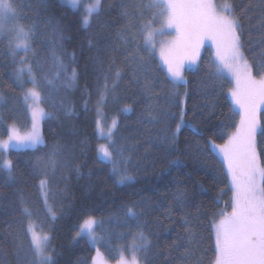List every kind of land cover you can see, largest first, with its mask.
Here are the masks:
<instances>
[{
  "label": "trees",
  "instance_id": "1",
  "mask_svg": "<svg viewBox=\"0 0 264 264\" xmlns=\"http://www.w3.org/2000/svg\"><path fill=\"white\" fill-rule=\"evenodd\" d=\"M140 2L102 0L99 14L84 27L81 10L62 0H16L22 13L19 21L32 26V50L26 62L32 65L41 103L52 115L41 124L43 144L8 150L7 158L14 165L12 177L0 169V264H32L27 232L31 219L50 236L47 250L54 264H92L96 246L85 235H76L89 216L102 221L96 226L98 248L111 261L117 257L115 248H125L124 243L136 231H142L150 242L146 260L140 252L144 264H211L214 260L211 224L221 210L230 209L231 190L223 157L206 142L211 138L223 144L236 126L238 115L228 96L229 79L216 75L208 49L201 51L196 65L185 67L187 83L174 85L156 51L150 53L143 45L138 29L151 13L145 10L143 16L138 15L135 5ZM229 2L242 23L245 55L258 72L264 65V27L260 24L264 0ZM129 31L136 33L130 44L125 42ZM128 52H135L137 59L144 57L143 70L136 72L138 83L133 81L134 65L125 62ZM21 56L19 51L12 54L7 37H0L1 138L7 135L5 125L14 121L9 109L24 107L22 93L27 82L22 84L16 75ZM60 61L68 74L76 69L70 87ZM117 68L122 75L113 86ZM106 76L109 87L101 100ZM146 82H150L147 91ZM170 93L178 94L177 104L185 100L186 113V126L171 146L179 108L169 103ZM125 106L130 109L125 111ZM98 109L106 117L117 118L113 138L128 153L131 181L117 183L111 165L99 157ZM149 111L159 119L151 120ZM164 112L176 115L165 118ZM257 141L264 164V137L258 136ZM54 148L59 154L53 158V166L49 156ZM3 159L0 151V162ZM43 179L55 218L44 207ZM24 206L32 216L25 215ZM129 206L140 213L137 219L125 215ZM186 227L191 228V237Z\"/></svg>",
  "mask_w": 264,
  "mask_h": 264
},
{
  "label": "snow or ice",
  "instance_id": "2",
  "mask_svg": "<svg viewBox=\"0 0 264 264\" xmlns=\"http://www.w3.org/2000/svg\"><path fill=\"white\" fill-rule=\"evenodd\" d=\"M72 8L83 3V0H66ZM135 7L137 14L143 16L144 11H149L151 17L143 20L138 32L142 38L143 45L148 52H153L159 44V55L166 68L167 76L172 83H187L183 77V70L187 66L197 64L199 51L206 39H210L215 46V66L216 75L222 76L228 73L234 81V86L229 89L233 111H238L240 119L236 123L235 130L231 132L223 144H216L209 138L206 142L210 150L218 152L223 157V162L227 167V174L231 183V211L221 210L219 219H214L211 229L215 238V258L211 264H264V164L261 163L260 154L257 151V137H264V124L261 118L264 116V65H260V70L256 71V65L249 61L245 55L242 42V23L240 17L235 13L234 5L229 0H224L220 5L215 0H141ZM20 5L16 0H0V33L5 30L6 21L19 18ZM102 8V0H90L84 4V14L81 16V23L88 27L93 15H98ZM125 15H128L125 12ZM159 26L155 27L156 21ZM264 27V20L260 21ZM136 27L135 24L132 25ZM170 30L175 31V36L171 39H160L165 37ZM9 31L15 35L10 38L9 45L12 54L23 51L24 56L19 58V67L16 69L17 79L21 83H31L32 87L27 88L22 93V99L31 114V128L23 135L15 124H10L7 129V139L0 140V151L4 154V159L0 162V169L7 171L12 177L13 161L7 158L10 148H36L43 144V137L40 121L45 117H51V113L46 112L41 106L42 95L37 88L36 76L32 71V65L26 63L27 53L32 50L31 36L32 26L25 27L17 24ZM62 38V36H61ZM124 39V37H121ZM136 39V33L129 31L126 43L130 44ZM91 44V41H89ZM264 43V37L261 38ZM264 55V52L261 53ZM55 55V54H53ZM59 61V57H56ZM255 59V58H254ZM125 62L133 66V81L139 82L136 77L137 70H143L144 57L137 59L135 52H128ZM60 69L66 73L65 82L71 86L77 77L75 68L68 74L67 66L60 61ZM25 74L28 80L24 81ZM122 75L121 69L117 68L113 73V86ZM59 76V71L57 72ZM51 83V81H49ZM107 76L105 77L104 91L101 92V100L104 99L108 90ZM150 82H146L144 90L147 91ZM177 93L169 94V103L177 104L175 96ZM187 96V92H185ZM0 94V100H3ZM185 100L180 99L177 106L179 108V121L172 132L174 144L175 137L179 134L185 122ZM152 105H149L151 108ZM130 106H125L128 111ZM70 111V110H69ZM176 113L164 112L165 118H174ZM151 120L155 121L159 117L148 112ZM192 127L191 125H187ZM97 128L108 140V144L98 145L99 157L107 164L111 165L110 171L116 176L119 184L131 181L133 177L128 173L129 158L124 155L122 146H116L113 139L114 130L117 128V120L113 118L104 134L101 121L97 120ZM193 131L197 130L193 128ZM167 139V137H165ZM59 154L58 148H54L49 156V163L53 166L56 161L53 159ZM175 163V161H170ZM46 180H41L43 189ZM24 204L23 196L20 197ZM45 204H47V194H45ZM25 215L31 216V211L27 206L23 207ZM48 212L55 218V212L48 207ZM125 215L130 219H137L140 213L134 207L129 206ZM184 224H189L184 219ZM102 224L95 217H87L81 224L77 236L87 235L92 242L96 241L94 234L95 227ZM27 232L31 236V248L34 254L32 264H54L53 257L45 254L50 236L45 233L38 235L31 222L28 224ZM185 232L191 237V228H185ZM138 239L141 244L131 246L133 255L131 261L125 259L121 254L118 264H141L137 259V253L143 252L144 259H147V250L150 242L141 232ZM174 247H179L173 242ZM187 251V250H186ZM101 254L97 249V257ZM97 257H93V264H98ZM99 264H103L100 261Z\"/></svg>",
  "mask_w": 264,
  "mask_h": 264
},
{
  "label": "rangeland",
  "instance_id": "3",
  "mask_svg": "<svg viewBox=\"0 0 264 264\" xmlns=\"http://www.w3.org/2000/svg\"><path fill=\"white\" fill-rule=\"evenodd\" d=\"M64 3H66V0H62ZM90 2V0H83V3H81V4H79L78 6H77V8H79L80 10H81V15H83L84 14V4H87V3H89ZM224 2V0H215V3L217 4V5H220V4H222ZM67 4V3H66ZM68 5V4H67ZM5 23V30L2 32V33H0V37H7L9 40H10V38L11 37H13L14 35H15V33L14 32H11V31H9V29H11L13 26H15V25H17V24H20V25H23L20 21H19V18H17V19H13V20H9V21H6V22H4ZM25 26V25H24ZM159 26V21L157 20L156 21V27H158ZM25 27H28V26H25ZM173 36H175V31L174 30H170L168 33H166V35H165V37H158L157 39L158 40H160V39H171ZM204 46H208L210 49H209V51H210V54H211V59H212V61H213V64H214V67H215V70H216V66H215V63H214V61H215V52H216V49H215V46L213 45V43H212V41L210 40V39H206L205 40V42H204V44L201 46V48H200V51H199V55H200V53H201V51H202V49H203V47ZM155 51H156V53H157V55H158V57H159V60L161 61V63H162V65H163V62H162V60L160 59V55H159V44H157V46H156V49H155ZM19 52H21V53H23V56L25 55V53L23 52V51H19ZM29 53V52H28ZM28 53H27V55H28ZM27 63V62H26ZM20 65H18V67H19ZM164 66V65H163ZM187 66V65H186ZM17 67V68H18ZM165 68V67H164ZM166 69V68H165ZM184 71V70H183ZM222 76H226V77H228V79H229V89L230 88H232L233 86H234V81L232 80V78H231V76L228 74V73H224ZM28 80V75L27 74H25V76H24V81H27ZM20 81V80H19ZM30 87H32V84L31 83H27L26 84V89L27 88H30ZM38 88V91H40V89H39V86L37 87ZM25 89V90H26ZM229 89H228V96H229V98H230V100H231V97H230V94H229ZM24 102V101H23ZM40 106L46 111V112H48L44 107H43V105H42V103L40 104ZM234 107V106H233ZM9 112H10V114L12 115V117H13V123H10V124H15V126L20 130V133L23 135L24 133H26L27 131H29L30 130V128H31V114H30V112H29V110H28V108H27V106L25 105V103H24V107H22V108H20V109H18V110H13V109H9ZM237 112V114H238V116H237V122L239 121V119H240V116H239V112L238 111H236ZM48 113H50V112H48ZM46 118V117H45ZM44 118V119H45ZM113 118H116V116H109V117H106L105 115H104V113L102 112V110L101 109H98V111H97V120L99 119L100 121H101V124H102V126H103V130H104V134L106 135V133H107V127H108V125H110L111 124V122H112V120H113ZM43 119V120H44ZM43 120H41L40 121V127H41V124H42V121ZM116 120H117V118H116ZM236 122V123H237ZM10 124H6L5 125V128L7 127V129H8V126L10 125ZM235 130V128L231 131V132H233ZM97 131H98V135H99V137H100V139H101V142H100V145L101 144H108L109 142H108V140L105 138V136L104 135H102L101 134V132L98 130V128H97ZM230 132V133H231ZM229 133V134H230ZM229 136V135H228ZM228 138V137H227ZM3 139H7V135L6 136H4V137H0V140H3ZM114 139V138H113ZM116 146H118V147H120L119 145H117L116 144ZM124 155L126 156V154L124 153ZM127 157V156H126ZM128 173H129V170H128ZM44 180V179H43ZM228 181H229V186H230V190H231V183H230V179H229V177H228ZM46 186V185H45ZM41 194H42V199H43V202H44V207L48 210V207H51L50 206V203H49V201H48V198H47V204H45V194H47V189L45 188H43V189H41ZM231 196H232V192H231ZM231 211V201H230V209L228 210V211H225V212H230ZM32 216V215H31ZM216 219H219V215L216 217ZM85 220V219H84ZM83 220V221H84ZM29 222H31L32 223V225L34 226V229H35V231H36V233L38 234V235H43V234H45V232H43L39 227H38V225H37V223L33 220V219H31V220H28V224H29ZM27 228H28V225H27ZM79 230H80V226H79ZM142 231H136V233L130 238V240H128V244H125L124 243V245H127V246H125V248L124 247H120V248H118L117 250H116V248H115V251H116V253H117V257L115 258V260H113V261H111V260H109L101 251H100V249L98 248V241H99V239H98V234H97V232H96V227H95V232H94V234H95V236H96V241L95 242H92L91 240H90V238L87 236V235H85L92 243H93V245H95L96 246V248H95V251H94V256L93 257H97V249H99V252H100V256L99 257H97V261H98V264H99V262L100 261H103V264H118V261L120 260V257H121V254H123V256L125 257V259H127L128 261H131V259H132V255H133V250H132V248H131V246L133 245V244H141L142 243V241H140L139 239H138V235H139V233H141ZM144 234V233H143ZM29 236H30V234H29ZM146 237V236H145ZM30 239H31V236H30ZM47 247H48V244H47V246H46V249H45V254H49V251L47 250ZM137 259L138 260H140V262H141V264H144L143 263V261L141 260V256H140V253H137ZM92 264H93V259H92Z\"/></svg>",
  "mask_w": 264,
  "mask_h": 264
},
{
  "label": "bare ground",
  "instance_id": "4",
  "mask_svg": "<svg viewBox=\"0 0 264 264\" xmlns=\"http://www.w3.org/2000/svg\"><path fill=\"white\" fill-rule=\"evenodd\" d=\"M22 16V13L21 11L19 10V18H21ZM82 16V15H81ZM154 26L156 27V23L154 24ZM210 49L208 46H204L202 50H208ZM237 113V112H236ZM238 115V114H237ZM124 153L126 154V156L128 157V153L126 151H124Z\"/></svg>",
  "mask_w": 264,
  "mask_h": 264
}]
</instances>
